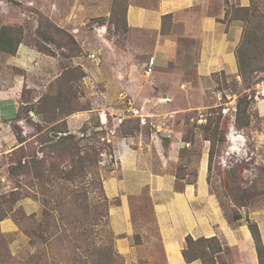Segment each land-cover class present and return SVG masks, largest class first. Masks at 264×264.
Segmentation results:
<instances>
[{"label":"crops","instance_id":"obj_1","mask_svg":"<svg viewBox=\"0 0 264 264\" xmlns=\"http://www.w3.org/2000/svg\"><path fill=\"white\" fill-rule=\"evenodd\" d=\"M14 1L19 4L13 10L18 23L34 22L26 15L32 8L70 33L89 27L88 35L93 37L97 47L93 48L100 53L104 67L109 65L105 61L113 62V71L107 72L102 88L89 94L91 110L66 119L71 133L88 122L95 108L103 110L99 114L101 128L108 116L120 123L125 110H134L142 116V123L152 124L159 133L140 131L135 138L115 137L113 166L103 176L109 229L125 264H259L248 221L257 226L264 248V206L237 207L229 198L221 200L208 179L209 143L202 141L199 158L187 162V153H192L190 147L195 143L191 145L192 137L175 128L184 124L178 115L212 106L206 103V92L213 75L225 72L237 77L235 51L243 22L224 19L232 6L247 7L249 0H128L125 20L130 43L124 50L104 37L113 0ZM165 16L171 17L162 23ZM41 56L21 41L6 68L29 70L40 63ZM150 57L154 58L153 70L146 75ZM0 81L4 87L0 90L1 115L3 104L9 102L8 93H18L25 81L19 75H3ZM192 94L197 98L192 100ZM119 123L114 124L115 130ZM163 133L170 139H162ZM198 137L194 133L193 142ZM239 139L237 134L228 136L226 149L233 151L231 145L236 146ZM193 167L197 172L194 182L188 181L187 174L176 177L178 168ZM145 199L149 215L144 213ZM0 231L9 235L17 231V225L3 219ZM186 237L193 241L215 239L220 248L216 250V242L212 250L201 246V257L187 262L183 256Z\"/></svg>","mask_w":264,"mask_h":264},{"label":"rangeland","instance_id":"obj_2","mask_svg":"<svg viewBox=\"0 0 264 264\" xmlns=\"http://www.w3.org/2000/svg\"><path fill=\"white\" fill-rule=\"evenodd\" d=\"M127 3L128 0L119 1V8L112 13L108 20L109 24L103 31L104 37L120 50H124L130 43L129 31L120 21ZM18 5L14 0H0V27L11 28L14 37H21V41H24L27 47L43 56H41L40 63L29 70H12L6 68L11 55L0 52V79L3 75L7 77L19 75L25 81L23 89L18 93L17 91L8 93L9 102L3 104V111L4 108L6 109L4 112L1 111L0 115V216L6 215L7 219L17 225V231L9 235L0 231L3 235L0 243L5 247V255L0 249V264H93L96 257H94V251L102 249L105 253L106 250L111 249L116 252L115 236L109 229L107 218L109 202L105 196L102 181L103 176L113 166L115 137H121L122 133L118 127L115 130L114 124L117 125L119 122L112 121L113 117L108 116L109 121L101 128L99 114L103 110L95 108L97 110L92 113L88 122L72 133L76 138L83 139L81 145L89 143L97 148L102 147V154L98 157L99 162L89 173H85V176L75 171V177L72 180L51 179L50 184L46 181H39L31 185L28 175L10 174V169L16 165L18 160L24 162L23 156L33 153L36 158L40 159L43 156L42 151H48L45 149L46 145H40V143L46 135L54 136L57 122L48 120L57 118L59 115L55 110L52 115L45 118L36 113L35 104L40 97L56 96L62 89L67 90L70 84H66L64 80L68 71L67 73L63 71L75 67L83 70L85 77L76 84L78 85L77 91L81 93L78 97L82 105H89L91 108V95L89 94L93 89L99 91L102 88L101 82L108 78L107 72L113 71V62L110 65L111 61H105L109 65L104 67V60L96 51L95 41L92 36L88 35L90 34L87 31L89 27L74 29L72 33L76 36L75 38L68 30L55 27L47 18L32 8L28 10L30 14L26 13V15L31 16L34 22L20 21L18 23L13 13ZM56 29L59 31L57 32ZM68 34L72 36L76 45L69 41ZM141 39L146 40L143 37ZM85 41H88L89 46H85ZM90 53H98L99 64H94L89 60L88 54ZM144 58L147 59L148 55ZM109 78L113 79L112 76ZM211 79V87L206 92L208 94L206 103L212 106L208 109L178 115L184 124L174 127L182 130L186 137H192L196 132L199 134L200 138L198 137L193 142L195 144L190 147L192 154L195 155L193 160H195L198 159L196 156L200 154L203 145L202 131L199 126L209 123L212 126V123L220 116V130L225 134L226 139L216 146V155L209 173V179L213 181L212 190L221 200L229 198L233 202L231 192L233 195H238V193L228 188L233 186L234 189L235 186H239L242 188L244 201L248 199L247 202L251 208L263 207L264 116L261 115V108L264 106V72L253 73L250 79L244 81L239 76L234 77L225 72L215 74ZM76 85L72 86L73 91ZM3 88V83L0 81V90ZM196 98L197 94H192V100ZM238 98H246L249 102L248 114L251 124L245 131H238L233 125ZM12 107L14 109L10 110ZM109 111L113 113V110ZM18 112L20 119L16 118ZM44 112L48 115L49 111L44 110ZM134 112V110L133 112L125 110L123 118L121 117L122 120H139V131L133 132L129 137H137L140 131L151 135L159 134L152 124L142 123V116ZM83 129H86L87 140L81 133ZM95 133L98 142L89 139ZM163 134L166 137L163 136L162 139H170L167 133ZM236 134L240 135L239 142L235 144L236 146L231 145L233 151H228L226 149L229 144L227 137ZM165 141H161L164 147H166ZM232 142L235 141L232 140ZM106 145L112 147L111 155L108 154L109 147ZM56 163L64 166L61 168L65 171H71L68 163L58 160ZM231 168L233 172L230 171ZM193 170H195L194 167L191 168V171ZM82 193H85L87 203L92 209L85 208V221H78L81 214L73 205L76 202V195ZM24 202H26L25 205ZM144 202V213L149 215L147 200L145 199ZM94 207L98 208L97 220L93 219ZM109 252L110 250L107 253ZM112 264H125V262L121 257Z\"/></svg>","mask_w":264,"mask_h":264},{"label":"trees","instance_id":"obj_3","mask_svg":"<svg viewBox=\"0 0 264 264\" xmlns=\"http://www.w3.org/2000/svg\"><path fill=\"white\" fill-rule=\"evenodd\" d=\"M120 0H113L110 17L116 9L119 8ZM125 6L122 17L120 19L123 26L126 27L125 20ZM171 16H165L162 19V23L165 20L170 19ZM233 19L240 20L243 22V30L241 39L235 51L236 63H237V77L239 76L242 81L246 79H250L253 73L264 72V0H249V5L244 8H237L232 6L230 10H227L225 13V21H231ZM49 20V19H48ZM50 21V20H49ZM48 23L51 25V23ZM53 24V23H52ZM164 25V24H163ZM53 26V25H51ZM56 27V26H55ZM127 28V27H126ZM58 32L59 29H56ZM65 36L67 33H63ZM69 41L76 45V42L73 40L72 36L68 34ZM21 43V37H14L11 28L7 26L0 27V52L5 54L14 56L16 54L17 48ZM68 71V73L66 72ZM63 73H67L65 75L64 82L66 84H70L65 91L62 89L57 93L56 96L45 95L44 97H40L36 102V113L46 116H50L56 110L58 112L59 117L50 118L48 121H56L57 126L54 132V136L46 135L44 140H41L40 145H46L45 149L47 152L42 151V158H36L33 153L23 156L24 162L18 160L16 165L10 169V174H26L30 177L31 185L39 181H46L47 184H50L53 180H63L74 179V172L79 171L80 174L89 173L92 168L96 166L99 162L98 157L102 154V147L97 148L94 144L85 143V145H81V141L83 139H78L76 136L69 132L66 124V119L72 114L82 111L91 110L89 105H82L80 97H78L79 91H77L78 85L77 82L85 77V73L80 67H75L74 69H68L63 71ZM62 75L60 76V80ZM76 85L75 91H73L72 86ZM249 102L246 98H238L236 103V111L233 125L238 131H245L249 129L251 124L250 116L248 114ZM44 110L49 111L48 115L45 114ZM16 118L20 119V113L16 114ZM139 120H122L119 124L118 128H120L121 137H129L132 136L133 132L139 131ZM127 124V125H126ZM126 125V126H125ZM98 127V126H97ZM202 131V139L203 141L209 142V150H208V172L210 173L211 166L213 163V159L216 153V146L218 143H222L225 141V134L220 130V116L211 124H205L203 126H199ZM81 133L84 134L85 140H87L86 129H83ZM96 133L89 139L96 141ZM88 139V140H89ZM193 136L190 139L191 145L193 143ZM109 147L108 154H112V147ZM184 152V151H183ZM182 153V151H181ZM189 155V156H188ZM186 160L187 162H191L193 160V154L188 153ZM30 157V159H28ZM199 158V154L196 156ZM56 160L61 162L68 163V167L71 171H65L64 166L56 163ZM232 171V168L230 170ZM187 174L189 179L188 181L194 182L197 172L196 170H186L185 168H178L176 171L177 178H183L184 175ZM209 179V176H208ZM56 184V182H55ZM230 191H235L238 195L232 194V200L234 205L237 207H242L248 205V202L242 193V188L239 186H233L228 188ZM241 191V192H240ZM27 197V196H26ZM74 205L76 209L80 212V216L78 217V221H85V208L87 210H91L87 203L88 199L85 193L76 195ZM75 209V208H74ZM75 209V210H76ZM47 211V210H46ZM95 215H93V219L97 220L98 208L94 207L93 209ZM45 214V213H44ZM6 218V215L0 216V221ZM88 218V216H87ZM81 223V222H80ZM48 225V224H47ZM248 227L251 231L255 249L257 253L258 263L264 264V248L261 243L258 228L255 224L248 221ZM3 235L0 233V238ZM217 241L215 239L210 240H197L193 241L190 237H186L185 243L186 248L183 250V256L187 262H190L195 259H199L203 250H200L201 246H206L209 249L212 248V243ZM219 245L217 243L216 250H219ZM0 249L3 250L5 255V247L0 243ZM110 250L109 253H107ZM212 250V249H211ZM7 251V250H6ZM108 249L104 253L102 249H98L94 251V262L93 264H112L117 259L121 258V256L117 253V251Z\"/></svg>","mask_w":264,"mask_h":264},{"label":"built area","instance_id":"obj_4","mask_svg":"<svg viewBox=\"0 0 264 264\" xmlns=\"http://www.w3.org/2000/svg\"><path fill=\"white\" fill-rule=\"evenodd\" d=\"M88 58L94 64L100 63V58H99L98 54L90 53V54H88ZM153 64H154V58L150 57L147 61V64L145 65V74L146 75H149L152 73Z\"/></svg>","mask_w":264,"mask_h":264}]
</instances>
